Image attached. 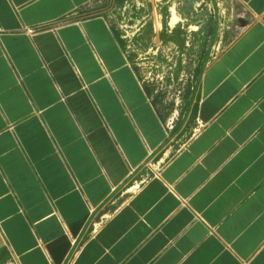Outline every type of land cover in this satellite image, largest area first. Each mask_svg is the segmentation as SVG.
Wrapping results in <instances>:
<instances>
[{
    "label": "crops",
    "instance_id": "1",
    "mask_svg": "<svg viewBox=\"0 0 264 264\" xmlns=\"http://www.w3.org/2000/svg\"><path fill=\"white\" fill-rule=\"evenodd\" d=\"M102 0H0V264H264V0L180 99Z\"/></svg>",
    "mask_w": 264,
    "mask_h": 264
},
{
    "label": "rangeland",
    "instance_id": "2",
    "mask_svg": "<svg viewBox=\"0 0 264 264\" xmlns=\"http://www.w3.org/2000/svg\"><path fill=\"white\" fill-rule=\"evenodd\" d=\"M98 8L144 75L177 86L180 99L197 90L208 58L245 22L238 0H102Z\"/></svg>",
    "mask_w": 264,
    "mask_h": 264
},
{
    "label": "bare ground",
    "instance_id": "3",
    "mask_svg": "<svg viewBox=\"0 0 264 264\" xmlns=\"http://www.w3.org/2000/svg\"><path fill=\"white\" fill-rule=\"evenodd\" d=\"M178 20V15H177V13L176 12H174V19H173V23H175V21H177Z\"/></svg>",
    "mask_w": 264,
    "mask_h": 264
}]
</instances>
